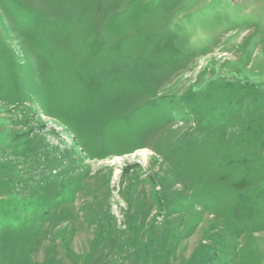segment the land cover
<instances>
[{
	"label": "rangeland",
	"instance_id": "obj_1",
	"mask_svg": "<svg viewBox=\"0 0 264 264\" xmlns=\"http://www.w3.org/2000/svg\"><path fill=\"white\" fill-rule=\"evenodd\" d=\"M0 264H264V0H0Z\"/></svg>",
	"mask_w": 264,
	"mask_h": 264
},
{
	"label": "bare ground",
	"instance_id": "obj_2",
	"mask_svg": "<svg viewBox=\"0 0 264 264\" xmlns=\"http://www.w3.org/2000/svg\"><path fill=\"white\" fill-rule=\"evenodd\" d=\"M143 154V153H142ZM144 155V154H143Z\"/></svg>",
	"mask_w": 264,
	"mask_h": 264
}]
</instances>
